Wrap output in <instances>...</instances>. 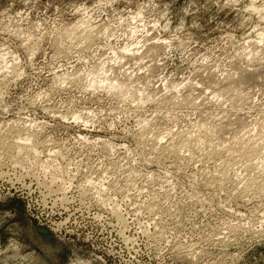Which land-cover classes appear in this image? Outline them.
I'll list each match as a JSON object with an SVG mask.
<instances>
[{"label":"clouds","instance_id":"9594fccd","mask_svg":"<svg viewBox=\"0 0 264 264\" xmlns=\"http://www.w3.org/2000/svg\"><path fill=\"white\" fill-rule=\"evenodd\" d=\"M0 264H264V0H0Z\"/></svg>","mask_w":264,"mask_h":264}]
</instances>
